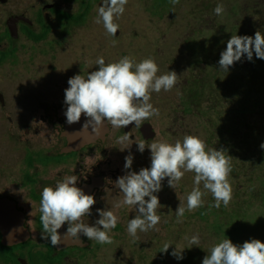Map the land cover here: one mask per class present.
Segmentation results:
<instances>
[{
  "label": "rangeland",
  "instance_id": "obj_1",
  "mask_svg": "<svg viewBox=\"0 0 264 264\" xmlns=\"http://www.w3.org/2000/svg\"><path fill=\"white\" fill-rule=\"evenodd\" d=\"M220 3L225 11L217 16L213 9ZM96 9L93 16L97 15ZM115 23L119 25L118 32L115 37L107 35L101 54L86 45L93 58L82 59L83 76L98 70L97 57H103L106 64L124 56L135 62L151 57L159 67L158 76L174 71L178 79L171 91L151 93L150 103L159 109V115L151 118L157 127L155 141L175 143L185 135H194L204 140L208 149H223L226 156L233 158L229 174L232 200L227 207H212L214 200L201 184L204 205L186 211L178 223L175 212L179 205H186V196L193 188V173H185L174 189L165 178L162 190L155 194L162 206L157 209L160 222L153 230L138 231L139 239L133 242L127 223L138 213L134 206L114 207L122 199L115 181L126 174L125 156L134 157L131 170L138 172L150 167V151L140 153L132 142L126 149L128 145L116 143L120 133L111 135L106 158L113 181L100 209L113 211L118 223L109 232L113 242L93 264H202L210 248L225 238L236 245L251 239L264 243V149L260 147L264 143V127L260 126L264 123L263 109L259 105L245 117L235 113L224 114L225 119L222 116L223 105L232 108L246 102L247 88L256 94L263 92L264 60L255 54L252 61L242 57L227 73L218 65L220 53L232 35L254 37L256 31L264 34V0H179L175 5L171 0H128L124 14ZM81 57L77 50L75 61L80 63ZM73 58L45 66L34 80L14 78L12 88L20 92L16 111L33 112L51 96V90L69 87V78L80 75L79 68L71 65ZM251 65L263 78L257 88H251L252 75L244 70ZM245 119L256 121L246 124ZM252 144L260 148L256 154L248 152ZM196 234L200 243L190 246L185 237ZM166 242L171 246L165 253L162 250ZM174 250H183L184 258L177 260L171 255Z\"/></svg>",
  "mask_w": 264,
  "mask_h": 264
},
{
  "label": "flooded vegetation",
  "instance_id": "obj_2",
  "mask_svg": "<svg viewBox=\"0 0 264 264\" xmlns=\"http://www.w3.org/2000/svg\"><path fill=\"white\" fill-rule=\"evenodd\" d=\"M100 4L99 0H0V264H93L107 244L82 235L79 240L67 238L66 224L58 230L61 239L56 246L41 239L43 188L76 175L77 187L96 201L92 215L83 218L92 225L113 181L106 158L108 137L128 133L132 144L144 140L145 149L157 138L151 118L140 127L119 129L105 122L103 137L66 151L64 92L68 87L51 90L33 112L16 111L20 92L12 88L14 78L34 80L45 66L71 56V65L83 76L82 59L93 58L86 45L101 54L107 33L93 16ZM77 50L80 63L75 61ZM150 127L154 136L147 133ZM258 150L252 144L248 152Z\"/></svg>",
  "mask_w": 264,
  "mask_h": 264
},
{
  "label": "clouds",
  "instance_id": "obj_3",
  "mask_svg": "<svg viewBox=\"0 0 264 264\" xmlns=\"http://www.w3.org/2000/svg\"><path fill=\"white\" fill-rule=\"evenodd\" d=\"M171 2L175 5L179 0ZM127 4L128 0H102L96 9L95 23L102 24L107 35L115 37L119 28L115 20L124 14ZM224 11L222 3L213 9L217 16ZM253 54L257 59L264 60V34L256 31L254 37L232 35L220 53L219 70L227 73L242 57L252 61ZM95 64L98 70L88 73L86 78L80 74L67 81L69 87L64 92V103L67 105L64 115L69 125L79 122L83 115L86 122L82 129L91 127L93 131H98L105 122L116 129L133 124L140 127L144 120L159 115V109L150 103L151 93L171 91L178 79L174 71L158 76L159 67L151 57L135 62L131 57L124 56L107 64L103 57H97ZM116 143L129 148V134L120 136ZM136 145L140 153L145 151L144 140ZM260 147L264 149V143ZM147 148L150 151V167L132 171L134 157L129 154L124 158L126 174L115 181L122 199L114 207L134 206L138 213L127 223L126 230L133 242L139 239L138 231L153 230L160 222L157 209L162 206L155 194L162 190L165 178L168 186L174 189L185 173H193V188L186 196V205H179L175 212L178 223L182 222L186 211L192 212L204 205L202 197L205 192L201 190V184L214 200L212 207L219 208L221 204L227 207L230 204L232 186L229 174L233 158L226 156L223 149H208L205 141L194 135H185L175 143L154 141ZM77 184L78 177L71 175L58 181L55 187L43 188L39 207L43 227L41 239H47L56 246L61 239L58 230L66 224L67 238L79 240L82 235L99 244H111L113 241L109 232L117 226L118 217L111 210L97 209L99 219L92 225L84 223L83 218L92 215L96 201L93 195L85 194ZM185 239L190 246L200 243L198 234ZM170 246V243H164L162 252L166 253ZM182 251L174 250L171 255L181 260L184 258ZM202 264H264V243L251 239L236 245L225 238L210 248Z\"/></svg>",
  "mask_w": 264,
  "mask_h": 264
},
{
  "label": "trees",
  "instance_id": "obj_4",
  "mask_svg": "<svg viewBox=\"0 0 264 264\" xmlns=\"http://www.w3.org/2000/svg\"><path fill=\"white\" fill-rule=\"evenodd\" d=\"M244 70H245V73H250L252 75L251 81H250L251 88H257L259 86L260 79H263V78L259 77L258 73L256 72L255 68L252 65H251V68L249 66V67H246ZM235 74H239V73H235ZM239 75H243V74L241 73ZM247 85H248V83H247ZM262 91L263 92L256 94V92L251 91V89L247 88V93H246V98H245L246 102L244 103V104H247V106L241 107L242 105H244V104H242V105H236L232 108H228L227 106L223 105V109H222L223 118L225 119L224 114H226V113H235V114L239 115L240 117H245L244 115H248L251 112H253L258 107L257 104L264 102V88H262ZM262 109H263V114H264V106L263 105H262ZM246 121L254 122L256 120H249V119L246 120L245 119V123L247 124ZM260 126L264 127V123H262ZM259 127H258V134L261 136L262 131L259 130ZM249 139L253 140L252 136H250Z\"/></svg>",
  "mask_w": 264,
  "mask_h": 264
},
{
  "label": "water",
  "instance_id": "obj_5",
  "mask_svg": "<svg viewBox=\"0 0 264 264\" xmlns=\"http://www.w3.org/2000/svg\"><path fill=\"white\" fill-rule=\"evenodd\" d=\"M86 122L85 117L82 115L79 122L69 125L67 123V129L65 137L67 138L68 142L66 144V151H71L78 149L80 146L84 144H89L93 142L95 139L99 137H103L104 133L106 132V125L105 123L98 131H93L91 127L86 129H82V126ZM147 133L149 136H154V131L152 128H148ZM5 239L8 240L6 237Z\"/></svg>",
  "mask_w": 264,
  "mask_h": 264
}]
</instances>
